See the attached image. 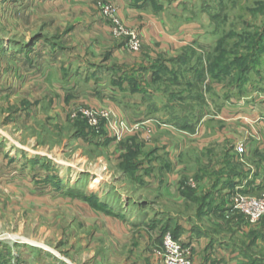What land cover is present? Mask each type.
Listing matches in <instances>:
<instances>
[{"label":"rangeland","instance_id":"374dc122","mask_svg":"<svg viewBox=\"0 0 264 264\" xmlns=\"http://www.w3.org/2000/svg\"><path fill=\"white\" fill-rule=\"evenodd\" d=\"M112 1L0 0V264H159L152 254L170 232L152 234L145 220L156 218L161 204L171 210L172 201L122 178L131 169L116 167L121 158L107 147L101 152L78 139L89 129L83 112L115 107L130 127L171 125L191 134L264 74V0H126L142 12H163L170 31L192 19L200 34L170 45L180 50L174 55L114 66L105 79L73 77L77 50H111L115 41L129 50V38L112 37V23L100 12V4L113 7ZM101 20L108 38L93 29ZM120 22L135 31L142 49L139 32ZM33 64L36 72L28 75ZM129 198L147 200L149 214L124 210ZM114 209L131 225V239L121 246L113 245L106 225L114 219L104 212Z\"/></svg>","mask_w":264,"mask_h":264},{"label":"crops","instance_id":"0c3cea01","mask_svg":"<svg viewBox=\"0 0 264 264\" xmlns=\"http://www.w3.org/2000/svg\"><path fill=\"white\" fill-rule=\"evenodd\" d=\"M112 6L117 9L122 22L139 32L142 49L133 53L125 44L119 47L115 41L111 50H77L80 51L75 52L78 58L72 62L76 67H71L73 77L82 76L86 82L105 79L115 72L114 66L132 67L141 60L174 55L180 50H171L170 45L176 49L178 42H194L200 34V26L192 19L170 31L163 12H142L139 4L133 6L126 0H113ZM97 18L92 19L97 22ZM159 27L163 30L160 31ZM93 29L105 38L110 36L102 20ZM65 51L71 50H60V53ZM27 72L28 75L35 73V64L28 65ZM41 81L44 83L45 79ZM35 84V79L28 80L27 86ZM68 98L69 95L63 101H69ZM226 100L216 117H203L201 125L191 134L178 132L171 125H159L153 131L151 142L142 144L143 127L138 126L137 132L117 143L106 124L100 122L81 132L78 139L99 146L101 152L107 147L109 153L121 158L116 167L131 169L130 175L122 177L126 181L140 184L148 194L150 190L156 191L157 199H171V210H163L161 204L157 206L161 209L155 211L157 217L150 222L145 220L146 231L152 234L154 231L170 232L179 236L192 247V264H264V219L249 225L228 204L230 194L238 186L242 187V193L250 196H259L264 187V74L255 82L246 84L241 94ZM109 102L101 101V104L110 105ZM101 104H96V108ZM140 110L134 112L139 117L142 115ZM113 113L116 118H127L119 108L114 107ZM239 144H244L241 158L235 151ZM139 169L140 174L137 173ZM191 180L197 184L194 189L190 188ZM113 194L120 199L116 191ZM129 200L123 204L124 210L136 207L139 214H149L147 200L141 199L142 203H129ZM104 214H110L114 219L106 224L113 245L122 242L125 245L131 239L128 236L131 225L126 224L123 210H109ZM162 233L153 241L154 245L159 244ZM152 256L155 261L154 252Z\"/></svg>","mask_w":264,"mask_h":264},{"label":"built area","instance_id":"2783aa9c","mask_svg":"<svg viewBox=\"0 0 264 264\" xmlns=\"http://www.w3.org/2000/svg\"><path fill=\"white\" fill-rule=\"evenodd\" d=\"M103 17L109 18L112 23L110 34L112 37L119 38L127 36L128 49L130 52L137 53L141 49L139 36L134 30H128L119 20L115 9L107 5H99ZM89 127H96L101 121L107 123L108 130L115 142L124 140L127 136L135 133L137 127H130L125 121L116 118L110 107L83 112ZM152 127H145L142 131V138L149 142L152 135ZM239 158L244 154V144L235 147ZM191 187L196 184L189 181ZM242 187L238 186L228 198V204L231 208L238 210L249 225H255L264 219V187L259 196H250L241 192ZM159 264H192V247L182 239H173L170 233L162 238L161 247L155 252Z\"/></svg>","mask_w":264,"mask_h":264},{"label":"trees","instance_id":"16d2710c","mask_svg":"<svg viewBox=\"0 0 264 264\" xmlns=\"http://www.w3.org/2000/svg\"><path fill=\"white\" fill-rule=\"evenodd\" d=\"M171 235H172V237H173V239H179V236H175V234L174 233H170Z\"/></svg>","mask_w":264,"mask_h":264}]
</instances>
